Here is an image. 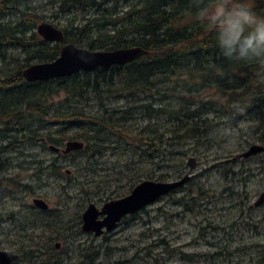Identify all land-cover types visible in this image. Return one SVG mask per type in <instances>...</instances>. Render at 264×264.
I'll use <instances>...</instances> for the list:
<instances>
[{"label": "trees", "instance_id": "1", "mask_svg": "<svg viewBox=\"0 0 264 264\" xmlns=\"http://www.w3.org/2000/svg\"><path fill=\"white\" fill-rule=\"evenodd\" d=\"M249 3L258 14L264 15V0H249ZM53 4L63 16L81 13V21H68L60 28L58 24L43 21L44 17L27 0L0 1V158L26 145L42 143L58 149L64 140H79L85 145L74 153L86 154L87 165L81 171L93 176L103 169L102 158L111 150L112 155H117L116 162L124 161V169L118 174H124L123 178L129 182L122 194L103 191L99 195L111 201L128 195L142 181L165 180L163 173L156 176L136 171L139 165H153L158 170L171 167V162L176 160L179 168H183L186 154L177 148L187 142L194 150L207 143L209 146L229 143L220 140L219 133L230 129L236 135L235 153L227 150L226 154L218 155L207 163L212 162L208 168L166 197L196 219L205 217L209 207L218 203L237 211L241 219L243 201L248 202L245 190L252 171L242 172L243 166L237 167V163L252 161L260 154L248 159H235V156L252 145L264 147V62L229 60L221 55L213 34L206 32L195 19L191 0H53ZM38 23H48L61 30L63 43L43 41L35 31ZM66 44L89 51L140 47L146 54L130 64L97 68L64 78L32 83L23 78L24 69L55 60ZM176 87L189 88L186 94L194 98L193 110L172 104L173 99H165L167 94L175 96ZM207 89H212L210 95L215 93L218 98L203 102L206 98L202 92ZM60 94L64 97L52 111L44 101ZM110 97L130 98L134 104L126 111L103 106L94 114L78 110L80 103L87 105L95 99L101 103ZM209 108L220 119L226 118L222 126L200 113ZM53 126H58L53 133L40 135ZM193 154L198 155L197 151ZM3 163L1 160L0 172ZM40 170L46 179L61 175L58 160ZM68 181L73 183L71 177ZM77 184L82 190L90 188L93 182ZM17 189L34 195L28 186L18 185ZM66 189L62 188L64 196ZM179 193L184 194L178 196ZM256 209L260 207L248 206L246 212ZM38 214L42 218L47 216L45 225L55 233L48 244L36 242L38 237L23 235L27 241H22L25 246L21 243V258L33 264H62L56 254H51V243L65 241L67 235L57 228L59 222L51 223L50 213ZM37 221H40L38 217L32 223L35 228ZM199 225L201 239L226 234L223 221L203 218ZM234 226L235 222L228 225ZM74 227L78 230V225ZM214 247L212 254L218 258L227 249L225 244L221 249L220 240ZM96 258H91L89 264H94Z\"/></svg>", "mask_w": 264, "mask_h": 264}, {"label": "rangeland", "instance_id": "2", "mask_svg": "<svg viewBox=\"0 0 264 264\" xmlns=\"http://www.w3.org/2000/svg\"><path fill=\"white\" fill-rule=\"evenodd\" d=\"M27 3L36 8L38 14L44 17L43 21L58 24L60 28L68 21L75 20V23H79L82 19L81 13L63 16L53 4V0H27ZM36 25L38 26L39 23ZM188 90V87L186 89L176 87L175 96L170 97L167 94L165 99H173L172 104L186 107L188 111H191L195 108L192 106L195 101L192 96L188 97L186 94ZM211 90L202 92L206 98L203 102L218 98L215 93L210 95ZM63 97V94L51 96L46 98L44 103L53 111L58 108ZM143 101L146 103L145 99ZM132 102V99L126 97L120 100L110 97L101 103L95 99L89 100L87 105L80 103L78 110L94 114L103 106L109 110L126 111L134 104ZM211 109H204L200 113L208 115L210 120L221 123L222 126L226 118L220 119L221 117H217V113ZM159 119L163 120V118ZM57 128L58 126L47 127V132L45 130L40 135L53 133ZM73 132L71 131L70 134ZM232 133L230 129L219 133L220 140L229 141L220 146L218 144L209 146L207 143L194 150L193 145L187 142L183 144V147L177 148V151H183L186 154L183 159V168H179L180 164L178 165V161L175 160L168 168L156 170V166L146 164L139 165L136 171L150 172L156 176L163 173L166 175L165 180L155 182H173L188 172L187 161L189 158H194L197 165L191 174L197 176L202 170L208 168L212 162L207 163L216 159L218 155L226 154L227 150L235 153L236 135ZM66 142L68 141L64 140L58 149L63 150ZM195 151L198 154L196 157L193 154ZM58 153L51 150L48 145L37 143L35 146L26 145L2 155L4 167L0 172V251L18 254L20 259L15 264H33L21 258V243L24 245L22 241H27L22 237L23 235L38 237L36 242L48 244L55 233L49 230V227L42 225L38 228L29 226L31 217H38L44 224L47 217L42 218V215L38 214L40 211L32 206V199L45 201L48 205L47 213H50L48 215L52 217L51 223L59 222L61 225L57 228L62 230L64 235H69L70 231L66 233L65 230L72 227V224H76L78 214L81 215L88 204L94 203L96 206H101L106 202L108 197L99 196L103 191L122 194L128 188L129 182L123 178L124 174H118L124 169V161L116 162L117 155H112L113 151L108 150L105 153L102 158L104 164H101L103 169L93 176H86L85 172L81 171V168L87 165L86 154L76 155L72 152L71 156H62L61 151ZM260 155L252 161L237 163V167L243 166L242 172L246 169L252 171L245 190L248 202L243 201L241 219L237 211L228 209L221 203L210 206L205 217L196 219L193 215L184 212V208L173 205L168 197H163L145 207L143 212L139 211L132 215L133 217L122 221L114 230L98 238L72 233L65 241L52 242L51 254H56L62 264H89L90 259L93 260L96 257L94 264H264V206L256 211L246 212L248 206H252L260 193L264 191V152ZM260 159L261 165H259ZM54 160L59 162L61 175L56 174L46 179L40 169ZM41 161L44 165H37V162ZM113 167L117 169L111 172ZM106 168L109 171H106ZM246 175L244 173L243 177ZM127 176H130L129 173ZM70 177L73 183H69ZM87 181L93 182L91 187L79 189L81 186L77 182ZM97 183L99 184L96 185ZM18 185L28 186L34 195L19 191ZM63 187L67 188L66 196L62 195ZM183 194L179 193L178 196ZM25 217L29 219L26 222L22 221ZM203 218L214 219L217 222L223 221L227 226L226 234L222 232L217 238L208 235L201 239L198 236L199 223ZM234 222V228H229L228 225ZM217 240H220L221 249L223 244L227 246L226 250H222L220 258L212 254L216 250L214 246ZM54 245L58 246L57 249ZM233 249L236 251H232ZM250 259H253L252 263Z\"/></svg>", "mask_w": 264, "mask_h": 264}, {"label": "water", "instance_id": "3", "mask_svg": "<svg viewBox=\"0 0 264 264\" xmlns=\"http://www.w3.org/2000/svg\"><path fill=\"white\" fill-rule=\"evenodd\" d=\"M36 34L46 42L63 43L61 30L48 23H40L36 27ZM146 54L140 47L117 49L112 51H89L77 48L72 44L63 45L59 56L47 63L34 64L23 70V78L29 82H43L50 79L69 77L83 72H93L97 68L108 69L112 66H123L130 64ZM84 144L79 141H68L64 145L62 153L81 151ZM57 152L58 149L50 146ZM264 152L261 145H252L246 151L235 156V159H248ZM197 163L194 158L187 161L188 172L180 179L173 182L142 181L137 184L131 192L119 199L111 200L98 209L90 204L82 214V231L92 232L100 236L104 232H111L118 223L126 216L134 215L160 198L166 197L172 191L183 187L189 182ZM33 203L41 208L46 205L41 199H35ZM253 206L259 208L264 206V191L260 193ZM102 217V219H99ZM19 256L9 251H0V264H12Z\"/></svg>", "mask_w": 264, "mask_h": 264}, {"label": "clouds", "instance_id": "4", "mask_svg": "<svg viewBox=\"0 0 264 264\" xmlns=\"http://www.w3.org/2000/svg\"><path fill=\"white\" fill-rule=\"evenodd\" d=\"M195 19L229 60L264 62V15L249 0H191Z\"/></svg>", "mask_w": 264, "mask_h": 264}, {"label": "flooded vegetation", "instance_id": "5", "mask_svg": "<svg viewBox=\"0 0 264 264\" xmlns=\"http://www.w3.org/2000/svg\"><path fill=\"white\" fill-rule=\"evenodd\" d=\"M59 151H61L62 156H67V155H69L70 153H72V152H70V153L64 155V154L62 153V150H60V149H58V151H57L56 153H58ZM54 152H55V151H54ZM74 152H75V151H74ZM58 154H59V153H58ZM1 160H2V158H0V161H1ZM34 200H35V198L32 199L31 202H32V206H33L36 210H39L40 212H44V213H47V212H48V205H47V203H46L45 201L42 200V201L44 202V204L46 205V208H41V207H39V206H36V205L33 203ZM106 202H108V201H106ZM106 202H104V203H106ZM104 203H103V204H104ZM90 204H94V203H90ZM90 204H88L87 207H88ZM103 204H102V205H103ZM94 205H95V204H94ZM102 205H101V206H96V205H95V206H96L98 209H100V208L102 207ZM87 207H86V208H87ZM86 208L83 210V212L86 210ZM83 212H82L81 215H80V220H79V222L76 221V224H72V227H69L68 229H66L65 232L68 233V232L70 231L69 235H71L72 233H74V234H76V233H80V234H85V235L93 236V237H95V238L100 237L101 235H100V236H95V234L92 233V232H83V231H82V225H83V224H82V223H83V222H82V214H83ZM126 217H127V216H126ZM36 218H37L36 216L31 217V219L29 220V223H30L29 226H31V227H35V226H32V223L35 222ZM124 218H125V217H124ZM124 218H123V219H124ZM99 219H102V217H100ZM123 219H122V220H123ZM122 220H121V221H122ZM121 221L118 223V226H119V224L121 223ZM35 224H36V228H38L39 225H42V226L47 227V226H46L43 222H41V221H37ZM52 225H53V224H52ZM76 225H78V230H76L75 227H74V226H76ZM118 226H117V227H118ZM104 233H106V232H104ZM104 233H103V234H104ZM103 234H102V235H103ZM69 235H67V237H68ZM54 247H55V249H57L58 246L54 245ZM9 252H11V251H9ZM13 253H14V252H13ZM14 254H16V253H14ZM16 255H18V254H16ZM18 256H19V255H18ZM19 259H20V258H19ZM18 261H19V260H17L16 262H18ZM16 262H15V263H16ZM15 263H12V264H15Z\"/></svg>", "mask_w": 264, "mask_h": 264}]
</instances>
